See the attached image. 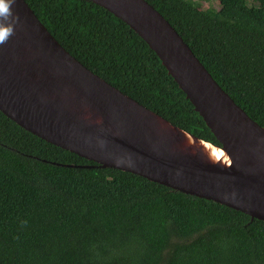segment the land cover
<instances>
[{"label": "trees", "instance_id": "obj_1", "mask_svg": "<svg viewBox=\"0 0 264 264\" xmlns=\"http://www.w3.org/2000/svg\"><path fill=\"white\" fill-rule=\"evenodd\" d=\"M145 1L264 126V0H214L216 10L192 0ZM25 2L86 68L217 143L155 53L122 20L90 0ZM0 264H264V221L101 167L0 111Z\"/></svg>", "mask_w": 264, "mask_h": 264}, {"label": "water", "instance_id": "obj_2", "mask_svg": "<svg viewBox=\"0 0 264 264\" xmlns=\"http://www.w3.org/2000/svg\"><path fill=\"white\" fill-rule=\"evenodd\" d=\"M155 53L217 143L172 124L82 65L25 0L0 45V111L41 139L93 161L264 221V126L217 84L145 0H90ZM85 166V165H84Z\"/></svg>", "mask_w": 264, "mask_h": 264}, {"label": "clouds", "instance_id": "obj_3", "mask_svg": "<svg viewBox=\"0 0 264 264\" xmlns=\"http://www.w3.org/2000/svg\"><path fill=\"white\" fill-rule=\"evenodd\" d=\"M15 3L16 0H0V45L15 35L16 26L20 23L18 13L13 10Z\"/></svg>", "mask_w": 264, "mask_h": 264}, {"label": "rangeland", "instance_id": "obj_4", "mask_svg": "<svg viewBox=\"0 0 264 264\" xmlns=\"http://www.w3.org/2000/svg\"><path fill=\"white\" fill-rule=\"evenodd\" d=\"M195 2L196 6L201 9V10H204L206 8H212V9H218L219 8V5L216 1L214 0H210V1H207V0H192Z\"/></svg>", "mask_w": 264, "mask_h": 264}]
</instances>
